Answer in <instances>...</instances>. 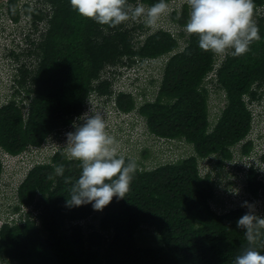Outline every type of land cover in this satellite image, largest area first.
Masks as SVG:
<instances>
[{
    "label": "trees",
    "instance_id": "1",
    "mask_svg": "<svg viewBox=\"0 0 264 264\" xmlns=\"http://www.w3.org/2000/svg\"><path fill=\"white\" fill-rule=\"evenodd\" d=\"M156 2L128 0L145 9ZM252 2L260 38L247 53L232 56L229 50L220 58L201 50L198 36L185 29L178 34L184 40L181 47L165 29L137 40L143 22H132L131 28L126 21L114 28L100 25L79 15L69 0L5 1L7 17L29 22L38 38L23 51L8 48L4 54L17 65L10 97L0 104L2 153L16 156L38 148L72 126L89 101L108 105L114 99L116 112H133L149 135L182 140L191 145L192 154L146 168L137 158L116 152L136 163L130 190L96 211L91 204L66 205L81 165L57 149L48 161L31 166L15 188L12 210L18 218L0 224V263L234 264L248 247L237 221L248 212L264 216V201L259 214L245 206L217 211L212 206L218 200L213 176L200 174L199 161L213 157L212 168H222L233 159L235 144L241 142L240 156L253 148L244 139L253 123L248 102L264 96V13L256 12L264 0ZM189 13L185 4L171 19L183 28ZM160 57L166 60L151 100L139 101L130 91L115 93L102 76L107 65L130 66ZM211 88L222 91L224 99L213 124ZM140 154L145 158L146 148ZM2 165L0 159V182ZM244 177L252 197L264 195L263 180L253 166H247ZM254 247L264 252V230Z\"/></svg>",
    "mask_w": 264,
    "mask_h": 264
},
{
    "label": "rangeland",
    "instance_id": "2",
    "mask_svg": "<svg viewBox=\"0 0 264 264\" xmlns=\"http://www.w3.org/2000/svg\"><path fill=\"white\" fill-rule=\"evenodd\" d=\"M5 1L0 0V104L7 101L10 97L12 91L11 77L17 65V62L13 58L4 56L5 51L8 48H14L15 51H23L30 46V41L38 38L36 34H32L29 22L22 19L17 23L13 21L9 22L4 11L5 7L3 3ZM185 4L188 5V0H170L167 3V12L162 14L156 23L151 26L146 25L144 17L129 19L126 23L128 27L132 26V22L135 24L145 23V28L136 30V32L140 31L137 40H142L146 33L157 29H165L172 32L178 38L179 45L182 47L184 40L178 34L184 27L182 28L176 21L172 20L171 16L173 13L178 16ZM256 12L260 14L264 13V6L258 8ZM165 60L166 58L160 57L145 60L142 63L138 62L132 67L126 68L123 73L117 69L120 76L118 81L119 86L123 90L132 92L139 101L153 99ZM211 76L212 74L209 75L208 79ZM207 86L211 87V83L208 81ZM262 89L264 90V87ZM209 93V119L213 124L220 108L224 104V99L222 91H214L211 88ZM249 108L253 114L252 130L248 136L253 142L250 155L240 156L239 153H235L237 149L235 147L233 159L227 161L222 168L216 169L212 168L213 157L199 161L200 173H209L213 176L218 200L212 206L217 211H224L237 206H245L258 214L261 211L264 195L262 194L257 199L246 191L244 171L250 164L258 166L259 175L264 183V96L250 103ZM91 109L94 112L102 114L106 123V132L114 140V144L111 147L117 153L137 158L146 168H152L164 162H173L192 154L191 145L182 140H171L149 135L143 120L137 117L136 114L133 115V112L126 114L116 112L106 104L104 105L102 101L98 103L91 102V106L85 113L90 112ZM76 123L78 124L79 121ZM74 130L73 124L65 128V131L61 134V139L59 136L52 135L38 148H30L10 159H3V179L0 182V224L4 220H16L18 218V212L12 210L15 204V188L27 170L35 163L47 161L50 155L60 146L68 154L67 133ZM144 148L147 150L145 158L140 154ZM0 156H4L1 151Z\"/></svg>",
    "mask_w": 264,
    "mask_h": 264
},
{
    "label": "clouds",
    "instance_id": "3",
    "mask_svg": "<svg viewBox=\"0 0 264 264\" xmlns=\"http://www.w3.org/2000/svg\"><path fill=\"white\" fill-rule=\"evenodd\" d=\"M69 3L79 15L110 28L117 27L129 19L141 17L145 18L146 25L151 26L168 10L166 0H157L147 9L142 5L131 6L128 0H69ZM3 4L5 7V2ZM188 5L190 13L184 29L187 33L198 36V47L205 52L221 56L231 50L232 56H241L249 51L254 40L260 38L258 28L252 20V0H188ZM133 65L134 63L130 66L117 67L107 65L102 72V76L111 83L115 93L123 90L119 86L120 76L117 69L123 73L126 68ZM249 104L248 102V108ZM107 106L114 109L115 100L112 99ZM87 109L77 120L79 123L74 122L75 130L67 133L68 155L71 159L80 162L81 172L71 188L66 205L79 207L91 204L93 210L100 211L113 200V197L117 200L125 198L137 166L134 161H126L123 156H118L111 147L114 140L106 132V123L102 114L92 109L85 113ZM250 132L245 141H252L248 137ZM59 138L61 139V135ZM240 144L241 142L232 147L233 150L237 147L235 153H240ZM3 154V157L0 156L2 163L4 158L13 157L6 152ZM250 166L259 173L258 166L254 164ZM237 227L244 230L248 247L235 257L234 264H264V252L257 251L254 247L264 230V216L248 212L238 219Z\"/></svg>",
    "mask_w": 264,
    "mask_h": 264
},
{
    "label": "built area",
    "instance_id": "4",
    "mask_svg": "<svg viewBox=\"0 0 264 264\" xmlns=\"http://www.w3.org/2000/svg\"><path fill=\"white\" fill-rule=\"evenodd\" d=\"M9 22H11V20L9 19Z\"/></svg>",
    "mask_w": 264,
    "mask_h": 264
}]
</instances>
